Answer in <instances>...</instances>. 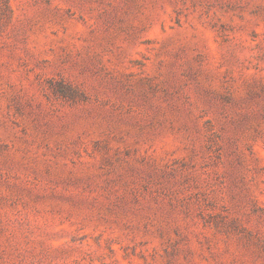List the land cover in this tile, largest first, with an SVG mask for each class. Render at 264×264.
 <instances>
[{
	"label": "rangeland",
	"instance_id": "374dc122",
	"mask_svg": "<svg viewBox=\"0 0 264 264\" xmlns=\"http://www.w3.org/2000/svg\"><path fill=\"white\" fill-rule=\"evenodd\" d=\"M0 264H264V0H0Z\"/></svg>",
	"mask_w": 264,
	"mask_h": 264
}]
</instances>
